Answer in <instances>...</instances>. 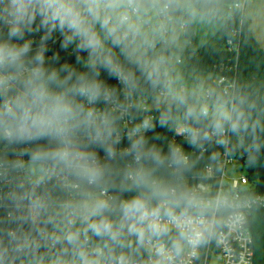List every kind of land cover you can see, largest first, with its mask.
<instances>
[{
    "label": "clouds",
    "instance_id": "clouds-1",
    "mask_svg": "<svg viewBox=\"0 0 264 264\" xmlns=\"http://www.w3.org/2000/svg\"><path fill=\"white\" fill-rule=\"evenodd\" d=\"M219 13L220 0H0V264L195 258L239 205L190 186L188 150L163 151L154 118L132 120L151 99L198 150L247 130L176 69L190 26ZM56 43L74 62L48 55Z\"/></svg>",
    "mask_w": 264,
    "mask_h": 264
},
{
    "label": "trees",
    "instance_id": "trees-1",
    "mask_svg": "<svg viewBox=\"0 0 264 264\" xmlns=\"http://www.w3.org/2000/svg\"><path fill=\"white\" fill-rule=\"evenodd\" d=\"M239 1L242 0H220V13L211 20L219 23L220 28L216 36L206 42L204 46L194 47L195 24L190 26L185 35L189 39L192 49L187 52L189 57L183 70L204 72L215 76L224 75L235 81V88L230 93H223L218 89L210 90V92L212 98L223 97L244 112V119L248 125L247 130L233 134L236 137H243L241 152L245 165L251 169V172L261 168L260 176L264 180V48L255 38L250 22L246 21L245 14L240 9H229L230 4ZM245 23H247L246 26ZM236 30H240V33L236 37L233 36V39L238 46L230 49L226 46V42ZM55 52H59L62 61L74 62L75 60V57L70 53L59 49V43L51 46L48 55L51 56ZM110 82L116 83L115 80ZM149 114L154 115L156 124L154 130L148 133L151 143L156 144L165 152L171 144H182L181 141L177 143L172 141L178 121L170 122L168 127L162 128L156 123V119L159 117L158 108L152 109ZM143 115V113L137 114L136 121L138 122ZM207 162L206 158L198 160V167L193 166L192 171L187 175L191 176L200 172ZM249 224L255 244L254 264H264V209L254 210L250 216ZM202 263L201 256L195 264Z\"/></svg>",
    "mask_w": 264,
    "mask_h": 264
},
{
    "label": "built area",
    "instance_id": "built-area-1",
    "mask_svg": "<svg viewBox=\"0 0 264 264\" xmlns=\"http://www.w3.org/2000/svg\"><path fill=\"white\" fill-rule=\"evenodd\" d=\"M246 0L235 2L229 5V9H244ZM240 30L233 32L227 40L226 46L230 49L237 48L234 42ZM39 36L34 39L38 42ZM175 64L181 65L182 59L175 60ZM235 88V81L224 75L217 76V89L223 93H230ZM201 99H211L207 94ZM153 101H147L148 111L143 116H151L149 112L154 109ZM137 122L135 117L132 123ZM131 126V124L129 125ZM227 140L224 145H218L213 140L203 149L190 148L185 143L182 130V122L178 121L172 141H181L183 147L188 150L194 165L198 167V160L207 159V164L194 175H186L187 183L190 186H199L202 191L215 195L225 193L232 201L239 205L238 208L222 213L221 222L214 227L212 234L207 241L197 250L195 258L186 257L187 264H195L202 256V264H254L255 244L249 224L250 216L256 209H264V180L260 176L258 168L251 172L245 165L241 152L243 137H236L233 133L226 134ZM237 175V176H236Z\"/></svg>",
    "mask_w": 264,
    "mask_h": 264
},
{
    "label": "rangeland",
    "instance_id": "rangeland-1",
    "mask_svg": "<svg viewBox=\"0 0 264 264\" xmlns=\"http://www.w3.org/2000/svg\"><path fill=\"white\" fill-rule=\"evenodd\" d=\"M242 13L245 14L246 21L250 22V27L255 38H257L260 45L264 48V0H246ZM246 25L247 23H245ZM219 28L220 24L214 21L195 23L194 34L196 41L194 47L200 48L204 46L206 42L216 36ZM191 49V43L186 35H184L182 37V46L176 54V60L178 58L182 59V64H176V69L188 88L197 90L201 94L200 97H204L209 90L217 89V76L204 72L183 70L189 57L187 52ZM152 107L158 108L154 103H152Z\"/></svg>",
    "mask_w": 264,
    "mask_h": 264
},
{
    "label": "water",
    "instance_id": "water-1",
    "mask_svg": "<svg viewBox=\"0 0 264 264\" xmlns=\"http://www.w3.org/2000/svg\"><path fill=\"white\" fill-rule=\"evenodd\" d=\"M261 168H258V171L260 170Z\"/></svg>",
    "mask_w": 264,
    "mask_h": 264
},
{
    "label": "crops",
    "instance_id": "crops-1",
    "mask_svg": "<svg viewBox=\"0 0 264 264\" xmlns=\"http://www.w3.org/2000/svg\"><path fill=\"white\" fill-rule=\"evenodd\" d=\"M246 16H247V14H246ZM257 39V38H256Z\"/></svg>",
    "mask_w": 264,
    "mask_h": 264
}]
</instances>
